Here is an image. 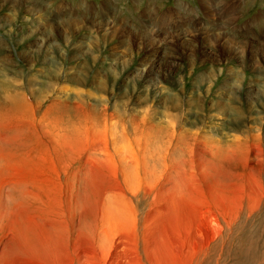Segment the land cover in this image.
I'll use <instances>...</instances> for the list:
<instances>
[{"label":"rangeland","instance_id":"obj_1","mask_svg":"<svg viewBox=\"0 0 264 264\" xmlns=\"http://www.w3.org/2000/svg\"><path fill=\"white\" fill-rule=\"evenodd\" d=\"M86 3L0 0V264H264V0Z\"/></svg>","mask_w":264,"mask_h":264},{"label":"bare ground","instance_id":"obj_2","mask_svg":"<svg viewBox=\"0 0 264 264\" xmlns=\"http://www.w3.org/2000/svg\"><path fill=\"white\" fill-rule=\"evenodd\" d=\"M86 4H88V5H90L89 4V2H87ZM59 5V4H58ZM75 6H71L70 8H74ZM117 7H121V12L122 13H125V8H124V6L123 5H121V4H119V3H117ZM192 8V7H191ZM193 10V9H192ZM63 11V10H62ZM51 12V11H50ZM199 13H200V10H199ZM56 14V13H55ZM46 15V14H45ZM59 15V14H58ZM123 16V15H122ZM174 18H176V17H178V16H173ZM46 18V17H45ZM176 20H178V18L176 19ZM199 20V21H198ZM190 21H194V22H196V21H198V22H200V21H202L201 20V18H199V19H190ZM199 24V23H198ZM149 28V27H148ZM148 31L149 30H147V33H148ZM154 32H155V30H154ZM154 32H152V33H154ZM151 33V32H150ZM151 33V34H152ZM57 40V39H56ZM54 42V41H53ZM51 43V42H50ZM54 44H55V42H54ZM91 44H93V43H91ZM174 48V47H173ZM170 50H172L171 48H169ZM92 50V46H89L88 47V54H90V51ZM174 50V49H173ZM168 51V50H167ZM173 52H175V51H172V53ZM166 56V55H165ZM168 57H169V55H168ZM167 59V58H166ZM118 65L119 66H121L122 64L121 63H118ZM116 68V67H115ZM50 92V91H49ZM5 100H7V99H5ZM20 100V99H19ZM16 101H18L17 99H16ZM13 98H11L10 100H8L7 101V103H9L12 107H16V105H17V102H16ZM20 102V101H19ZM7 103H6V105H7ZM23 104V103H22ZM21 104V105H22ZM23 107H25V106H23ZM27 111V110H26ZM20 112V111H19ZM25 114V113H24ZM28 118H30V116L28 117ZM31 119V118H30ZM29 120V119H28ZM122 218V217H121ZM56 242V241H55ZM104 249V248H103ZM219 258V257H218ZM214 260V259H213ZM214 264H219V261H218V259L217 260H214V262H213ZM212 264V263H211ZM235 264V263H234ZM241 264V263H240Z\"/></svg>","mask_w":264,"mask_h":264},{"label":"crops","instance_id":"obj_3","mask_svg":"<svg viewBox=\"0 0 264 264\" xmlns=\"http://www.w3.org/2000/svg\"><path fill=\"white\" fill-rule=\"evenodd\" d=\"M252 1L253 0H248V3L247 4H251L252 5ZM201 17H202V15H201Z\"/></svg>","mask_w":264,"mask_h":264}]
</instances>
